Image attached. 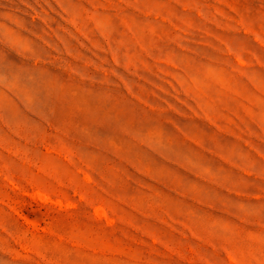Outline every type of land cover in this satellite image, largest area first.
I'll return each instance as SVG.
<instances>
[{
    "label": "rangeland",
    "instance_id": "1",
    "mask_svg": "<svg viewBox=\"0 0 264 264\" xmlns=\"http://www.w3.org/2000/svg\"><path fill=\"white\" fill-rule=\"evenodd\" d=\"M0 264H264V0H0Z\"/></svg>",
    "mask_w": 264,
    "mask_h": 264
},
{
    "label": "bare ground",
    "instance_id": "2",
    "mask_svg": "<svg viewBox=\"0 0 264 264\" xmlns=\"http://www.w3.org/2000/svg\"><path fill=\"white\" fill-rule=\"evenodd\" d=\"M241 63H243V61H242ZM39 196H40V197H41V196L43 197V195H41V194H40Z\"/></svg>",
    "mask_w": 264,
    "mask_h": 264
}]
</instances>
